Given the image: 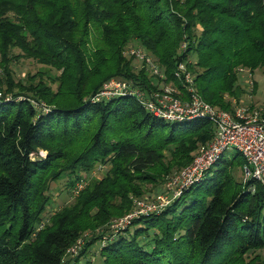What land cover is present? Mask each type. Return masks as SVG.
I'll list each match as a JSON object with an SVG mask.
<instances>
[{"label": "trees", "instance_id": "16d2710c", "mask_svg": "<svg viewBox=\"0 0 264 264\" xmlns=\"http://www.w3.org/2000/svg\"><path fill=\"white\" fill-rule=\"evenodd\" d=\"M132 41L164 73L161 82L184 97L175 76L183 63L198 95L230 110L237 69L264 68V0H0V264H69L66 251L83 232L127 213L131 196L162 185L213 137L209 121L169 122L134 97L91 101L112 77L157 87L124 55ZM20 58L57 75L15 81L10 64ZM243 162L239 153L219 160L159 214L134 219L132 231L99 250L102 264H264L250 256L264 249V188L235 179ZM99 165L109 166L101 179L44 218L52 183L68 174L74 192Z\"/></svg>", "mask_w": 264, "mask_h": 264}, {"label": "built area", "instance_id": "2783aa9c", "mask_svg": "<svg viewBox=\"0 0 264 264\" xmlns=\"http://www.w3.org/2000/svg\"><path fill=\"white\" fill-rule=\"evenodd\" d=\"M124 55L139 62L138 65L151 77L157 78L160 81L157 87L147 90L131 80L112 77L103 82L91 97L92 102L124 96L134 97L150 114L169 122L194 119L209 121L213 125L214 135L209 141L198 146L197 154L189 164L168 177L162 193L148 198L133 199L131 211L121 218L110 221L108 229L112 236L111 241L128 229L134 219L159 214L173 199L202 181L228 148L235 149L244 160L241 166L243 181L253 180L264 188V108L258 111L250 110L243 104L235 103L230 110H223L206 103L196 92L192 75L186 72L185 65L180 63L175 76L184 78L183 88L186 95L183 97L174 84L161 82L165 79L164 73L143 47L138 45L127 47ZM237 73L247 75V84L250 91H253L255 82L252 73L242 67L237 69ZM2 99L3 94L0 92V101ZM9 100L10 96H7L3 101ZM83 187L84 183H79L73 193H78ZM86 236L78 238L68 248L66 255L69 257L77 255L84 245L83 238Z\"/></svg>", "mask_w": 264, "mask_h": 264}, {"label": "rangeland", "instance_id": "374dc122", "mask_svg": "<svg viewBox=\"0 0 264 264\" xmlns=\"http://www.w3.org/2000/svg\"><path fill=\"white\" fill-rule=\"evenodd\" d=\"M137 45L138 44L136 42L132 41L129 43L128 47H134ZM13 53L18 54V53H20V51L18 49H14ZM191 59H194V56H192ZM138 64H139V62L133 60L132 65L134 67L135 72H138L139 70H144V72H146L145 69ZM10 68H11V71H13L15 81H18V80L25 81L28 76L34 75V73H36L37 71H44L50 76L57 75V72H55V70H50L49 68H46V67L42 66L41 64H38L33 59H26V58H20L18 60L15 59L10 64ZM148 75L149 74L147 73L146 76L148 77ZM2 76H3V72H2V69L0 68V79ZM252 79L255 82V84H254V90L250 91V89H249L250 86L247 84V81H248L247 75H245V74H239L238 75V87H239V89L236 90L237 91L236 100H234L232 98L230 99L229 96L225 97L231 103V105H235V103H239V104H243V105L249 107L250 110H256V111H258L261 108H264V68H260V69L253 71L252 72ZM44 81L48 85H51L50 80L44 78ZM52 87L54 88L55 85H52ZM197 150L198 149H196L195 152L192 154L193 157L195 156V154H197ZM234 153H237V151L235 149L228 148L223 152V154L221 155L219 160L220 161L225 160L228 157H231V155H233ZM218 166H219V163L216 165L214 164L211 167V169L207 175L208 176L211 175V173L214 170H216L218 168ZM108 168H109L108 165H99L96 168H94L92 171H89L88 173H83L82 176H83V179L85 181L84 185L87 186L89 181H91L92 179H101L106 174ZM176 171H178V170H176ZM176 171H174V172H176ZM174 172H172V173H174ZM172 173L169 176H171ZM169 176H167V178L165 179V181L162 185H158V186L151 185V184L145 185L144 186L145 194L141 197L131 196V200H133L135 198H148V197H151L155 194L162 193L164 191L163 185L165 184V182ZM233 176L235 177L236 180H243V173H242L241 168H239V167L235 168V170L233 171ZM67 178H68V174H64L59 181L51 184V189L49 191L50 196H51L50 197V204H49V207L47 208V211L44 215V218H47L49 215H51L57 209H60L61 207L65 206V205H69L77 197L78 193H73V189L68 190L65 187V182H66ZM205 178H206V176L202 180H204ZM132 208H133V206L131 207V209L129 211H131ZM127 213H125V214H127ZM125 214H123L121 216H117V217H112L105 225H103L101 227H97L94 230H87L81 234V237H83L84 235H87L86 237L83 238V240H84L83 244L84 245L81 247V249L84 246L86 247L87 246L86 243L90 241L88 243V244H90V247H89L86 255H84L83 258L80 259L81 264H83L85 262V260H87V259L91 260L92 264H102L101 259L98 255L99 250H101L103 246L107 245V243L111 241L110 239L112 237L111 233L109 232L108 225H109L111 220L121 218ZM132 229L133 228L130 227L129 231H132ZM79 252H78V254H79ZM77 255H75V256H77ZM255 255H258L259 257L264 258V249L258 250L256 252H254L253 254H251L250 256L253 257ZM75 256L68 258L69 264H73V258Z\"/></svg>", "mask_w": 264, "mask_h": 264}]
</instances>
